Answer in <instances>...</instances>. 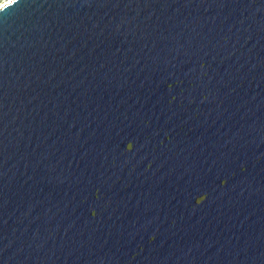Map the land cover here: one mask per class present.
<instances>
[{
    "label": "water",
    "instance_id": "95a60500",
    "mask_svg": "<svg viewBox=\"0 0 264 264\" xmlns=\"http://www.w3.org/2000/svg\"><path fill=\"white\" fill-rule=\"evenodd\" d=\"M0 264H264V0L2 4Z\"/></svg>",
    "mask_w": 264,
    "mask_h": 264
},
{
    "label": "rangeland",
    "instance_id": "374dc122",
    "mask_svg": "<svg viewBox=\"0 0 264 264\" xmlns=\"http://www.w3.org/2000/svg\"><path fill=\"white\" fill-rule=\"evenodd\" d=\"M8 0H0V6L2 5V4H4L5 2H7Z\"/></svg>",
    "mask_w": 264,
    "mask_h": 264
},
{
    "label": "snow or ice",
    "instance_id": "6c2138e0",
    "mask_svg": "<svg viewBox=\"0 0 264 264\" xmlns=\"http://www.w3.org/2000/svg\"><path fill=\"white\" fill-rule=\"evenodd\" d=\"M8 3H14V0H8Z\"/></svg>",
    "mask_w": 264,
    "mask_h": 264
}]
</instances>
